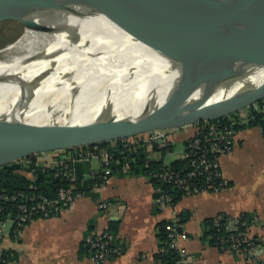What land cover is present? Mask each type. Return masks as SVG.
Masks as SVG:
<instances>
[{
	"label": "water",
	"instance_id": "obj_1",
	"mask_svg": "<svg viewBox=\"0 0 264 264\" xmlns=\"http://www.w3.org/2000/svg\"><path fill=\"white\" fill-rule=\"evenodd\" d=\"M75 5L107 11L125 32L161 52L211 56L209 74L184 94L170 95L137 115L98 113L75 120L79 111L71 109L11 121L0 126V167L33 155L223 119L264 100V21L250 23L255 16L264 18V0H26L19 7L0 0V22L37 28L36 19ZM253 68L258 69L247 76Z\"/></svg>",
	"mask_w": 264,
	"mask_h": 264
},
{
	"label": "bare ground",
	"instance_id": "obj_2",
	"mask_svg": "<svg viewBox=\"0 0 264 264\" xmlns=\"http://www.w3.org/2000/svg\"><path fill=\"white\" fill-rule=\"evenodd\" d=\"M1 1L19 7L26 0ZM34 7L29 1L28 8ZM100 11L75 5L50 13L0 52V126L71 109L79 111L75 120L98 113L137 115L206 79L211 56L156 50ZM255 17L251 24L264 21Z\"/></svg>",
	"mask_w": 264,
	"mask_h": 264
},
{
	"label": "crops",
	"instance_id": "obj_3",
	"mask_svg": "<svg viewBox=\"0 0 264 264\" xmlns=\"http://www.w3.org/2000/svg\"><path fill=\"white\" fill-rule=\"evenodd\" d=\"M248 121L235 128L234 150L221 160L223 174L231 181L228 189L187 197L174 209L160 210L154 183L144 173L117 165L102 192L58 216L30 221L20 235H14L12 223L5 228L2 247L11 254L8 264H93L85 245L92 233L104 229L114 232L124 248L121 257L106 264H161L156 257L163 251L159 225L170 222L174 212L186 219V238L180 245L190 264H244L241 255L213 245L206 222L218 216L246 217V232L264 237V128H243ZM175 140L180 139L173 137V144ZM91 162V173L100 169L92 168ZM102 200L111 204L107 211L99 209Z\"/></svg>",
	"mask_w": 264,
	"mask_h": 264
},
{
	"label": "built area",
	"instance_id": "obj_4",
	"mask_svg": "<svg viewBox=\"0 0 264 264\" xmlns=\"http://www.w3.org/2000/svg\"><path fill=\"white\" fill-rule=\"evenodd\" d=\"M237 116L228 120L223 118L177 129L152 131L106 146L97 144L38 154L35 161H25L30 168L28 177L33 181L30 190L12 194L0 191V264H8L12 258L11 254L4 253L2 247L7 222L13 224L14 235H20L30 221L58 216L63 209L102 192L110 183L117 165L136 171L142 158L145 175L154 183L160 210L174 209L180 200L187 197L221 193L228 189L231 181L223 174L221 160L234 150L235 128L247 122L252 113L248 108L237 112ZM176 136L184 143L183 151L178 152L177 160L167 162L165 156L173 152V137ZM93 159L100 162V169L89 175V183H79L76 166L90 163ZM34 162L36 167L32 165ZM39 169L44 173L53 172L56 179L65 181L66 184L56 188L54 197L41 191L37 184ZM110 207L107 200L99 203L102 211ZM169 224L168 245L178 254L176 264H190L180 245L181 240L186 238L180 215L174 212ZM247 227L246 217H216L213 223L216 234L211 236L213 245L241 255L244 264H264V237L250 236L246 232ZM85 246L93 264H106L121 257L124 251L115 233L108 229L92 233Z\"/></svg>",
	"mask_w": 264,
	"mask_h": 264
},
{
	"label": "trees",
	"instance_id": "obj_5",
	"mask_svg": "<svg viewBox=\"0 0 264 264\" xmlns=\"http://www.w3.org/2000/svg\"><path fill=\"white\" fill-rule=\"evenodd\" d=\"M264 103L263 101H260L259 103L253 105L250 107V111L252 113L251 118L249 119L248 123L245 125H242L243 128L247 127H263L264 128ZM230 117H235L238 118L237 113L232 114L229 117H226L225 120H228ZM237 128V127H236ZM113 142H120L118 141H113ZM113 142H107L101 144V146H106L110 143ZM143 157V156H142ZM37 158V155H33L27 159L19 160L13 163H10L8 165L0 167V191H6L7 193H15L19 191H29L31 184H33V181L28 177V173L30 171V168L28 165L24 164L25 160L30 161L34 160ZM142 159V158H141ZM139 160L140 165L137 167L135 170L136 172L139 173H145L143 165V161ZM34 167H36L35 162L32 164ZM38 176H37V184L39 185L41 191L44 193L54 197L55 190L61 185L66 184L65 181L61 178H55L53 172L49 173H44L42 170H38ZM90 168H89V163H83V164H78L76 166V174L80 182H84V184H87L90 182L89 179L86 178L87 174H90ZM6 207H11V206H6ZM5 218V217H2ZM182 221L184 222L185 220L182 218ZM213 223L214 221L208 220L206 222V227H210L211 229V234L215 235L216 231L213 228ZM169 222H163L159 225V238L162 242V251L160 254H158L156 257L160 261L161 264H176L179 257L178 254L169 249L168 245V236H169ZM3 257H6V255H3ZM11 260V259H10Z\"/></svg>",
	"mask_w": 264,
	"mask_h": 264
},
{
	"label": "rangeland",
	"instance_id": "obj_6",
	"mask_svg": "<svg viewBox=\"0 0 264 264\" xmlns=\"http://www.w3.org/2000/svg\"><path fill=\"white\" fill-rule=\"evenodd\" d=\"M25 27L18 21L15 20H7L0 22V52L7 50L10 46L16 43L20 38H22ZM232 118V117H230ZM180 139V138H179ZM173 152L168 155V162H172L177 159L178 152H182L184 148V143L182 140H175ZM26 161V160H25ZM91 166L94 169H97L99 165V161L97 159H93L91 162ZM11 222H7L6 230H8Z\"/></svg>",
	"mask_w": 264,
	"mask_h": 264
}]
</instances>
